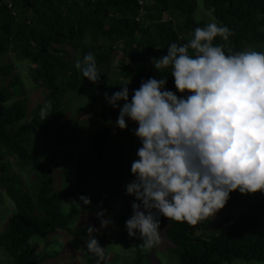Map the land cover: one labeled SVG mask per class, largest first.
I'll list each match as a JSON object with an SVG mask.
<instances>
[{"label": "trees", "instance_id": "1", "mask_svg": "<svg viewBox=\"0 0 264 264\" xmlns=\"http://www.w3.org/2000/svg\"><path fill=\"white\" fill-rule=\"evenodd\" d=\"M142 1L139 6L138 0H0V187L13 204L9 219L0 226V248L9 258L2 264H42L54 258L45 252L35 255L40 244L32 241L35 237L45 239L59 231L73 237L88 234L87 229L72 232L73 213L63 212L62 205L81 195L90 198V204L96 203L87 190L95 173L107 174L104 163L116 148L109 144L110 115L123 102L116 108L105 102L96 118L90 113L68 117L65 108L94 92L93 100L98 103L99 92L105 88L99 83L103 65L116 60L115 72L107 82L108 96L128 83L130 101L133 90L150 77L168 76L165 88L175 92L171 69L155 70L152 59L166 55L172 43L190 41L197 27L208 23L228 27L227 40L217 36L213 41L226 54L264 45V0ZM199 5L209 16L201 14ZM88 53L94 55L101 76L93 83L75 67ZM22 122L36 132L43 156L31 153L9 132V126ZM127 125L137 127L131 121ZM82 134L88 143L74 160L75 185L54 189L53 173L63 152L59 149L74 147ZM14 166L20 169L19 176L27 175L26 188L20 184L24 178L10 172ZM133 179L130 174L129 181ZM133 202L130 196L129 207ZM221 210L225 212L222 227L207 237L200 234L209 217L195 224L167 219L165 236L173 245L177 264L264 260V195L257 192L244 201L234 191ZM131 242L138 254L135 264H142L139 234ZM88 264L103 262L93 259Z\"/></svg>", "mask_w": 264, "mask_h": 264}, {"label": "clouds", "instance_id": "2", "mask_svg": "<svg viewBox=\"0 0 264 264\" xmlns=\"http://www.w3.org/2000/svg\"><path fill=\"white\" fill-rule=\"evenodd\" d=\"M230 35L228 27L208 23L187 43H172L166 55L152 59L155 70L171 69L175 92L161 76L142 81L130 101L128 83L110 97L105 93L111 107L123 102L115 126H137L140 147L130 168L134 179L126 185L135 202L125 229L129 237L139 234L146 248L161 242V216L195 224L214 217L234 191L264 195V51L226 54L213 44ZM75 67L91 83L101 77L92 53ZM79 200L91 203L84 195ZM111 223L101 219L102 228ZM94 231L88 227L84 246L102 256Z\"/></svg>", "mask_w": 264, "mask_h": 264}, {"label": "rangeland", "instance_id": "3", "mask_svg": "<svg viewBox=\"0 0 264 264\" xmlns=\"http://www.w3.org/2000/svg\"><path fill=\"white\" fill-rule=\"evenodd\" d=\"M200 5L201 14L203 16L206 15V17L209 16L208 13L203 12ZM196 14L199 15V10H197ZM67 49L72 52V48L68 47ZM249 49L264 51V45L253 44L244 48V50ZM115 64L116 60L106 63L99 69L100 73H104L99 83L105 88L99 92L102 98L98 103L93 100V96H96V92L89 95L86 94L82 100H78L76 103L73 101L70 105L66 106L65 113L68 117L70 115L75 117L88 113H90V116L97 117L98 111L101 110L105 102L107 103L105 99V93H107L106 87L108 86L107 82L111 80L113 72H115ZM21 81L23 84L22 78ZM65 101L68 104L67 98ZM102 101L104 102L102 103ZM108 109H110V107H108ZM118 114L119 110L113 115H110V117H112V122L109 127L111 140L109 144L116 145V148L109 153L104 163L107 174L105 176L103 174H98V172L95 173L92 176L90 186L87 190L96 203L83 205L80 200L72 199L64 202L62 205L63 212L73 213V220L69 226L73 233L80 232L81 229H88L89 226H93L96 229L92 235L98 240L100 246L104 248L103 255L98 256L85 248V240L89 234H80L77 237H73L65 232L59 231L58 233L49 235L45 239L33 238L35 240L32 241L40 243L36 246L35 255H37L36 251L39 254H44L45 252L47 255H54V258L47 259L48 261L44 260L42 264H70V262L71 264H88V261L91 262L93 259L101 260L103 264H135L138 254L136 253L135 245L131 242L132 237L128 236L125 229V221L128 219V215H132V209L127 204V199H129L130 196L126 194V185L130 183L131 163L136 159V150L140 147V143L133 135L134 128L127 125L126 129L120 130L115 126ZM81 117L83 119L87 118L86 116ZM20 124L21 125L15 124L9 126V132L12 135L14 134L13 136L22 142L31 153H35L40 157L43 156L44 152L38 147L40 145V140L37 138L36 132L34 130L32 131L28 126H25L26 123L22 122ZM83 137L84 135L82 134L80 142L74 147L59 149L61 151L63 150V152L61 153V158L57 162L58 168L53 173L55 180L54 189L63 190L75 185L77 170L74 160H76L77 156L86 151L88 143ZM10 172H14L19 176L20 169L14 166L10 169ZM20 178H24V182L20 180V184L26 188L27 175L23 173L22 177L19 176V179ZM0 194L1 226L9 219L8 217L13 209V204L8 197L5 196L1 187ZM243 197L244 201H249L252 194H244ZM101 211L104 212V215L98 218L97 213ZM224 215L225 212L219 210L214 217L209 216L206 227L201 231L200 235L207 237L217 234L222 227L221 221ZM119 216H124V220L118 221L117 217ZM101 219H110L112 223L102 228ZM168 225L167 218L161 216L160 231L162 239L158 245L152 248H146L143 245L142 238H140L141 253L144 255L142 264H177V259L171 252L173 245L165 236ZM197 235H199V233H197ZM7 260H9L8 256L4 253L3 249L0 248V264L7 262ZM232 264H264V260L261 262L252 261L248 263L235 261Z\"/></svg>", "mask_w": 264, "mask_h": 264}, {"label": "built area", "instance_id": "4", "mask_svg": "<svg viewBox=\"0 0 264 264\" xmlns=\"http://www.w3.org/2000/svg\"><path fill=\"white\" fill-rule=\"evenodd\" d=\"M142 4H143V1L142 0H138V5L139 6H142ZM11 6V4H10V2L8 3V7H10Z\"/></svg>", "mask_w": 264, "mask_h": 264}]
</instances>
